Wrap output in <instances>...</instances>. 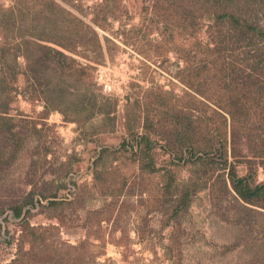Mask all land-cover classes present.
Segmentation results:
<instances>
[{
    "label": "rangeland",
    "instance_id": "obj_1",
    "mask_svg": "<svg viewBox=\"0 0 264 264\" xmlns=\"http://www.w3.org/2000/svg\"><path fill=\"white\" fill-rule=\"evenodd\" d=\"M226 3L0 0V264H264V48L222 16L264 0Z\"/></svg>",
    "mask_w": 264,
    "mask_h": 264
},
{
    "label": "trees",
    "instance_id": "obj_2",
    "mask_svg": "<svg viewBox=\"0 0 264 264\" xmlns=\"http://www.w3.org/2000/svg\"><path fill=\"white\" fill-rule=\"evenodd\" d=\"M225 1L227 2L226 5H228L233 0H225ZM219 16H220L219 17L220 19H222L223 17L225 18L226 16H229L231 21L236 26H241V30H240L241 34H243V31L246 32L247 30L252 32V34L255 38L254 40H258V43H257L258 48H255L252 45V43L255 42V41H253V38L251 39L252 41L247 42L246 46L251 44V47L249 48V50L252 51L255 49V51L252 54V56H253L252 59H254L253 64H255V65L260 64V62H262V60H261L262 52L260 51V49L264 48V26L260 25L261 24L260 22H250L247 19L244 20V19L240 18L239 16H237L235 14H230L226 11L223 13L222 18H221V15H219ZM240 46H241V44L238 45L237 48H239ZM221 48H223V47L221 46ZM253 93H254V95H253L254 103L253 104H254L255 110H257L258 106H260L262 111L264 112V81L262 82V84L260 83L258 85V88H256ZM105 152H106V150H104L102 152V154L100 155V157L98 158L97 161H100L102 159ZM230 175H231V179L233 181L234 190H235L236 194L239 197H241L242 199L249 200V201H255L264 195V183L256 185V186H251L247 181L244 180V178L237 177V175L234 171H231ZM53 196H56V195L54 194ZM58 203H60V202L56 201V200H52L50 202L51 205H56ZM15 213H16V216H20L22 213V208L20 206L16 207Z\"/></svg>",
    "mask_w": 264,
    "mask_h": 264
},
{
    "label": "built area",
    "instance_id": "obj_3",
    "mask_svg": "<svg viewBox=\"0 0 264 264\" xmlns=\"http://www.w3.org/2000/svg\"><path fill=\"white\" fill-rule=\"evenodd\" d=\"M109 89H110V87H109Z\"/></svg>",
    "mask_w": 264,
    "mask_h": 264
}]
</instances>
